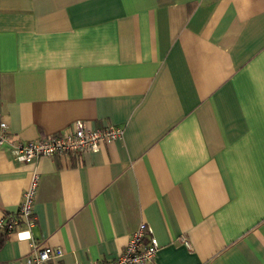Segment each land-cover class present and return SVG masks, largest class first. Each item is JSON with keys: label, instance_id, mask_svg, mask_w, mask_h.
Instances as JSON below:
<instances>
[{"label": "crops", "instance_id": "obj_1", "mask_svg": "<svg viewBox=\"0 0 264 264\" xmlns=\"http://www.w3.org/2000/svg\"><path fill=\"white\" fill-rule=\"evenodd\" d=\"M0 120L9 142L122 129L26 164L0 145V221L35 172L55 264L112 260L140 223L150 264H264V0H0ZM22 229L0 264H23Z\"/></svg>", "mask_w": 264, "mask_h": 264}, {"label": "built area", "instance_id": "obj_2", "mask_svg": "<svg viewBox=\"0 0 264 264\" xmlns=\"http://www.w3.org/2000/svg\"><path fill=\"white\" fill-rule=\"evenodd\" d=\"M122 129L108 125L99 130H89L82 122L75 121L69 126V130L60 135L42 138L36 141H8L7 125L0 120V145L7 144L11 157L18 163L26 164L38 158H52L59 155H76L81 153H95L99 144H111L121 139ZM38 176L32 172L28 184L21 193V200L15 215L7 216L0 221V232L12 233L18 225L23 229L18 233L28 231L34 225L32 205ZM28 242L29 253L23 264H55L60 257L61 250L52 247H39L33 239ZM178 242L185 243L180 237ZM158 250V244L152 236L151 230L144 223L137 225L130 234L123 251L119 256L97 264H150Z\"/></svg>", "mask_w": 264, "mask_h": 264}, {"label": "clouds", "instance_id": "obj_3", "mask_svg": "<svg viewBox=\"0 0 264 264\" xmlns=\"http://www.w3.org/2000/svg\"><path fill=\"white\" fill-rule=\"evenodd\" d=\"M17 239L21 242L26 241V240H30L31 239V233L28 231L18 233Z\"/></svg>", "mask_w": 264, "mask_h": 264}, {"label": "trees", "instance_id": "obj_4", "mask_svg": "<svg viewBox=\"0 0 264 264\" xmlns=\"http://www.w3.org/2000/svg\"><path fill=\"white\" fill-rule=\"evenodd\" d=\"M4 239H5V233L0 232V247L4 242Z\"/></svg>", "mask_w": 264, "mask_h": 264}]
</instances>
